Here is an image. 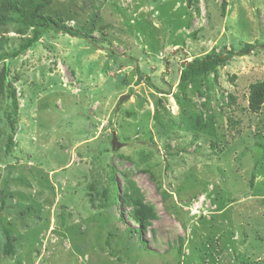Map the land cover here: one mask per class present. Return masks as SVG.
<instances>
[{"label":"rangeland","instance_id":"1","mask_svg":"<svg viewBox=\"0 0 264 264\" xmlns=\"http://www.w3.org/2000/svg\"><path fill=\"white\" fill-rule=\"evenodd\" d=\"M41 13L87 39L40 30L24 49L19 14L0 25V264H264V0H51ZM244 45L179 83L185 63Z\"/></svg>","mask_w":264,"mask_h":264},{"label":"trees","instance_id":"2","mask_svg":"<svg viewBox=\"0 0 264 264\" xmlns=\"http://www.w3.org/2000/svg\"><path fill=\"white\" fill-rule=\"evenodd\" d=\"M51 0H0V25L6 23V13H18L23 26L32 29V38L25 41L23 48H30L38 41L40 30L52 31L56 34L69 36L77 39H87V35L82 30L73 29L62 22L55 20L49 16L42 15V11L50 4ZM254 48L251 45H244L240 50L222 48L218 53H210L202 58H196L183 65V70L179 76V83L186 84L193 82L196 79L202 78L205 75L214 72L219 67H224L234 58L249 56ZM259 49L264 51V45ZM8 68L4 64L3 70L0 73V95L3 93L4 82H7ZM7 94L11 100L13 112H17L18 103L15 95V90L7 83ZM5 86V87H6ZM112 181V177L110 178ZM116 189L112 190V200H116ZM108 197V192L103 189L98 193L100 201H105ZM126 203L132 207L131 220L137 225L139 230L149 227L150 221L155 219V216L150 208L146 207L137 198H126ZM122 220V219H121ZM10 238H6L5 250L6 254L11 251Z\"/></svg>","mask_w":264,"mask_h":264},{"label":"water","instance_id":"3","mask_svg":"<svg viewBox=\"0 0 264 264\" xmlns=\"http://www.w3.org/2000/svg\"><path fill=\"white\" fill-rule=\"evenodd\" d=\"M134 71L130 72V74H128V76L126 77V82L128 84H131L133 82V75H134ZM128 97L127 96H121L118 100V104L116 106V111L118 110L119 108V105L124 101L126 100ZM111 149L113 151L115 150H119L121 148V144L117 141V138H116V135L115 133H112V138H111Z\"/></svg>","mask_w":264,"mask_h":264}]
</instances>
